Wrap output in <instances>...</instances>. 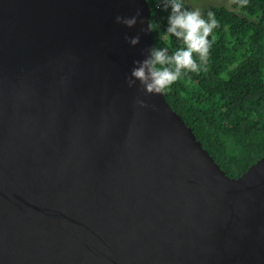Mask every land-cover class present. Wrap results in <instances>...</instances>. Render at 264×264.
<instances>
[{
	"label": "water",
	"instance_id": "water-1",
	"mask_svg": "<svg viewBox=\"0 0 264 264\" xmlns=\"http://www.w3.org/2000/svg\"><path fill=\"white\" fill-rule=\"evenodd\" d=\"M137 10L0 0V264H264V156L229 178L128 87L152 35L115 18Z\"/></svg>",
	"mask_w": 264,
	"mask_h": 264
},
{
	"label": "trees",
	"instance_id": "trees-1",
	"mask_svg": "<svg viewBox=\"0 0 264 264\" xmlns=\"http://www.w3.org/2000/svg\"><path fill=\"white\" fill-rule=\"evenodd\" d=\"M146 2L152 45L176 50L179 42L164 38L168 11L158 7L159 0ZM208 11L219 27L207 64L163 95L225 175L235 179L264 156V0L202 12Z\"/></svg>",
	"mask_w": 264,
	"mask_h": 264
},
{
	"label": "clouds",
	"instance_id": "clouds-1",
	"mask_svg": "<svg viewBox=\"0 0 264 264\" xmlns=\"http://www.w3.org/2000/svg\"><path fill=\"white\" fill-rule=\"evenodd\" d=\"M239 7H245L248 0H233ZM158 7L168 11L167 27L164 38H174L179 46L174 51L169 47L150 46L142 60H135L126 82L129 88L139 82L140 90L145 96L162 94L188 74H199L207 64L212 44L215 40L214 31L219 27V21L212 11L206 15L199 7L189 8L185 0H159ZM116 23L131 29L147 23L143 29L145 34H151V24L141 17L137 10L131 17L117 16ZM211 38V39H210ZM127 42L135 47L140 43V36L125 37ZM140 107L148 105L142 99L136 102Z\"/></svg>",
	"mask_w": 264,
	"mask_h": 264
},
{
	"label": "rangeland",
	"instance_id": "rangeland-1",
	"mask_svg": "<svg viewBox=\"0 0 264 264\" xmlns=\"http://www.w3.org/2000/svg\"><path fill=\"white\" fill-rule=\"evenodd\" d=\"M233 0H185L189 8L199 7L202 11L209 6H222L231 9Z\"/></svg>",
	"mask_w": 264,
	"mask_h": 264
}]
</instances>
